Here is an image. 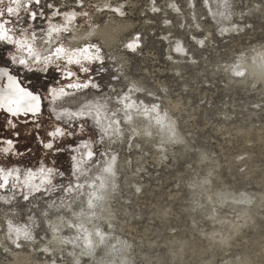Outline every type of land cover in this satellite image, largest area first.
Returning a JSON list of instances; mask_svg holds the SVG:
<instances>
[{"label":"rangeland","instance_id":"374dc122","mask_svg":"<svg viewBox=\"0 0 264 264\" xmlns=\"http://www.w3.org/2000/svg\"><path fill=\"white\" fill-rule=\"evenodd\" d=\"M126 13L128 31L119 39L134 46L121 57L131 82L123 92L127 102L132 99L148 110L143 113L153 128L145 127L139 137L124 131L115 143L101 144L104 120L96 128L81 122L73 123L72 135L53 140L47 135V97L59 86L58 74L51 69L47 74L14 70L7 60L10 46H2L0 66L22 87L40 93L43 103L35 119H11L0 110V140H17V150L27 153L0 164L34 170L43 165L57 172L66 167L65 177L54 182L67 185L76 183L73 156L78 160L89 149L95 153L93 162L116 155L120 190L113 209L129 233L167 249L166 256L175 255L173 246L182 254L190 241L191 255L184 264H197L212 251L208 242L222 232L240 235L237 246L256 244L264 239V192L256 193L262 203L251 210L225 208L224 203L231 195L225 181L235 184L238 179V156L248 155L252 170L264 171V82L254 85L237 75L241 64L264 62V0H128ZM241 13L250 14L241 20ZM132 83L138 90H132ZM9 121L16 127L10 129ZM119 123L125 129L123 121ZM49 141L53 148H44ZM209 182L221 189L216 193L219 209L209 204L200 211ZM253 186L264 188L260 181ZM244 220L260 230L235 223Z\"/></svg>","mask_w":264,"mask_h":264},{"label":"clouds","instance_id":"9594fccd","mask_svg":"<svg viewBox=\"0 0 264 264\" xmlns=\"http://www.w3.org/2000/svg\"><path fill=\"white\" fill-rule=\"evenodd\" d=\"M34 3L39 5V11L32 10ZM127 3L128 0H0V18H4L0 22V47L10 46L6 53L13 69L39 74L51 69L58 74L60 85L47 97V135L53 140L72 135L69 130L73 123L90 122L96 128L105 118L108 124L101 144L115 143L124 131L139 134L138 114L131 113V104L126 103L123 92L131 83L126 80L121 60L130 47L119 39L129 27ZM45 7L50 10L47 14ZM22 13L30 14L27 20ZM249 14L241 13L240 19ZM38 18L41 23H37ZM2 75L7 84L0 92V108L12 117L33 114L37 118L41 113L40 96L20 87L14 76ZM237 75L259 85L264 82V62L241 64ZM15 127L9 121V128ZM17 143L14 139L0 140V160L26 156L25 151L17 150ZM43 147L52 149L53 143L49 141ZM94 155L89 149L78 160L72 157L76 160L72 171L76 183L67 185L54 182L65 177L66 167L57 172L43 165L34 170L23 164H0V264H184L189 260L190 241L182 254L173 246L175 255L166 256L167 249L150 246L142 237L123 229L113 209L120 190L117 157L111 155L107 160L97 158L93 162ZM249 159L241 155L234 161L238 179L235 184L225 181L231 193L225 208L251 210L262 203L256 193L264 192V188L254 187L253 182L264 184V171H253ZM204 188L207 196H201L204 207L200 211L209 204L219 209L216 193L221 189L214 182ZM57 192L61 195L57 196ZM235 223L260 230L255 222ZM240 241V235L233 238L231 231L227 236L222 232L208 242L206 247L212 251L200 256L197 264H264V239L254 245L237 246Z\"/></svg>","mask_w":264,"mask_h":264},{"label":"bare ground","instance_id":"6f19581e","mask_svg":"<svg viewBox=\"0 0 264 264\" xmlns=\"http://www.w3.org/2000/svg\"><path fill=\"white\" fill-rule=\"evenodd\" d=\"M130 45H133L134 46V43L133 42H131L130 43ZM136 86V84H134V83H132L131 84V88H132V90L134 91H136V89L138 90V88H136L135 87ZM126 103H130L131 104V109H130V111H131V113H133V114H138V115H136V130H137V132L140 134V132H142V131H144V128L145 127H147V129L148 130H150V128L152 127V126H154L153 124V121L151 120V118L150 117H148V115L147 114H145V113H143V112H145V111H148V110H146L145 109V111H144V109H142V106H140V105H135V103H134V101L131 99L130 100V102L128 101H126ZM140 122V123H139ZM104 123H105V125L107 126V124H108V120H107V118H105L104 119ZM142 124V125H141ZM105 127V126H104ZM164 127V126H163ZM153 128V127H152ZM166 130V127L164 128V130L162 129V131L164 132ZM139 134L137 135L138 137H139ZM129 135H131V136H134V137H136V135L135 134H132V133H130ZM148 137V136H147ZM179 137V136H178ZM178 137H176V138H178ZM118 172V171H117ZM118 183V182H117Z\"/></svg>","mask_w":264,"mask_h":264},{"label":"flooded vegetation","instance_id":"af4514ba","mask_svg":"<svg viewBox=\"0 0 264 264\" xmlns=\"http://www.w3.org/2000/svg\"><path fill=\"white\" fill-rule=\"evenodd\" d=\"M10 70V69H9ZM2 73H7L8 75H11V72H9L8 71V69L6 68V67H2V66H0V92H2L3 91V89H4V87H5V85L7 84V79H6V77L4 76V75H2ZM12 76V75H11ZM68 81L67 80H65V83H67ZM17 83H19L18 81H17ZM20 85V84H19ZM55 85H60V81H59V84H55ZM20 87H22L21 85H20ZM51 87V86H50ZM22 88H24L26 91H29V92H32V94L33 95H38V96H40V98H41V104L43 103V97L40 95V93H35V92H33L32 90H30L29 88H25V87H22ZM48 89H46V91H47ZM45 99H46V97H45ZM0 110H1V112H4L8 117H10L11 119L12 118H14V117H12V115L10 114V113H7L3 108H0ZM29 115H31L32 117H33V114H27L26 116L24 115V114H21V115H19V116H17V117H20V116H22V117H29ZM81 143V142H80ZM79 143V144H80ZM78 144V145H79ZM80 146V145H79ZM87 152V150L85 151V153Z\"/></svg>","mask_w":264,"mask_h":264},{"label":"built area","instance_id":"2783aa9c","mask_svg":"<svg viewBox=\"0 0 264 264\" xmlns=\"http://www.w3.org/2000/svg\"><path fill=\"white\" fill-rule=\"evenodd\" d=\"M32 10L33 11H39V5H37V4H33L32 5ZM44 11L46 12V14L48 13V12H50V10H48L46 7H45V9H44ZM22 15H24L25 16V19L27 20L28 19V16L30 15V14H23L22 13ZM0 20H4V18H0ZM37 23H41V21L39 20V18H38V20H37Z\"/></svg>","mask_w":264,"mask_h":264},{"label":"snow or ice","instance_id":"6c2138e0","mask_svg":"<svg viewBox=\"0 0 264 264\" xmlns=\"http://www.w3.org/2000/svg\"><path fill=\"white\" fill-rule=\"evenodd\" d=\"M129 47H133V45H129ZM178 51L180 50L179 48L177 49ZM9 79L11 80V78L9 77ZM20 91H23L22 89ZM27 94V93H26ZM27 95H31V94H27Z\"/></svg>","mask_w":264,"mask_h":264}]
</instances>
